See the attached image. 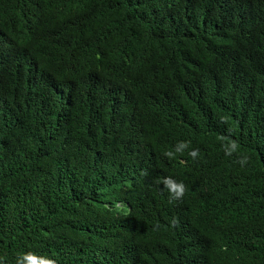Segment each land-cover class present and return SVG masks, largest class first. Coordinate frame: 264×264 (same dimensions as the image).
<instances>
[{
    "label": "trees",
    "instance_id": "obj_1",
    "mask_svg": "<svg viewBox=\"0 0 264 264\" xmlns=\"http://www.w3.org/2000/svg\"><path fill=\"white\" fill-rule=\"evenodd\" d=\"M29 252L264 264V0H0V264Z\"/></svg>",
    "mask_w": 264,
    "mask_h": 264
},
{
    "label": "clouds",
    "instance_id": "obj_2",
    "mask_svg": "<svg viewBox=\"0 0 264 264\" xmlns=\"http://www.w3.org/2000/svg\"><path fill=\"white\" fill-rule=\"evenodd\" d=\"M189 142L188 141H179L177 142L172 150H168L164 152V155L166 157L172 158L178 153H182L184 150L188 149ZM236 151V145L235 143H230L225 148V154L231 155L232 152ZM188 155L192 158H196L198 156V149H191L188 151ZM238 163L243 166L247 163V157L241 156L238 159ZM164 186L168 189L169 196L171 200H178L180 199L185 191V186L183 182L180 181H174L171 178H167L163 180ZM17 264H56V261L50 258H46L43 256H38V254L35 253H24L21 257L17 258Z\"/></svg>",
    "mask_w": 264,
    "mask_h": 264
}]
</instances>
